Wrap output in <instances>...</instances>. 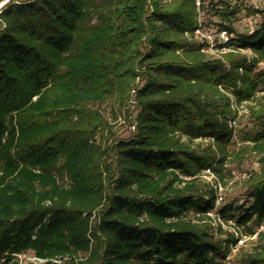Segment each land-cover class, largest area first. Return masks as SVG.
I'll return each mask as SVG.
<instances>
[{
    "label": "trees",
    "instance_id": "trees-1",
    "mask_svg": "<svg viewBox=\"0 0 264 264\" xmlns=\"http://www.w3.org/2000/svg\"><path fill=\"white\" fill-rule=\"evenodd\" d=\"M229 7L210 8L232 37L218 58L197 39L201 0L1 7L0 264L23 253L46 264H222L234 237L221 226L217 237L209 214L250 235L264 223V168L248 206L217 207L203 181L207 171L223 181L230 120L264 83V24L240 34ZM260 105L249 109L262 128L247 139L262 154ZM123 111L134 117L126 140L109 120ZM243 264H264V248Z\"/></svg>",
    "mask_w": 264,
    "mask_h": 264
},
{
    "label": "rangeland",
    "instance_id": "rangeland-1",
    "mask_svg": "<svg viewBox=\"0 0 264 264\" xmlns=\"http://www.w3.org/2000/svg\"><path fill=\"white\" fill-rule=\"evenodd\" d=\"M10 0H6L2 5L8 3ZM24 1V0H21ZM205 4L204 10H199V22L202 24L200 32L196 33L198 41H205L209 44L208 54L216 58L220 57L221 53L216 49H219L220 45H224L221 51H228L231 48L232 39L231 36H224L223 32H218V24L221 22L217 18L209 15L211 7L217 8V6L227 3L229 8H234L238 12V16L233 22V27L240 34L252 35L259 31L264 24V0H201ZM1 5V6H2ZM0 6V9H1ZM197 7H199L197 5ZM219 8V7H218ZM243 54L251 56L249 49L240 50ZM257 71L264 73V63H261L257 67ZM258 101L249 105L244 104L238 108V117L232 121L230 120L232 127L235 130V136L233 145L229 147L232 154V159L225 165L222 173L223 181L218 175H214L213 172L207 171L203 176V181L207 187L214 189L217 192V207L222 205L233 204L235 207L248 206L250 200L248 198L251 190L252 180L255 176L260 175L264 168V153L260 154L253 150V144L248 141L249 136H253L259 132L262 128L261 124L255 121L250 114L249 106L260 108V104L264 103V83L259 86L256 96ZM133 109L131 108V111ZM126 119V111H123L118 115V119L111 120L112 133L115 134V138L126 140L130 137L131 133L135 131V127L132 125V120ZM208 142H202V148H205ZM211 226L215 228L216 236L220 237L217 232V227L221 226L225 235L222 237L224 240L228 239V235L234 237V247L229 248L227 258L222 264H243V259L246 256L253 254L256 249L264 248V223L260 226L251 224L250 228L253 235H250L247 231L238 230L230 224L220 225L217 221V213L213 212ZM97 214L93 216V225L96 224ZM261 251V250H260ZM26 264L25 261H23ZM68 260L59 261L57 264H69Z\"/></svg>",
    "mask_w": 264,
    "mask_h": 264
},
{
    "label": "built area",
    "instance_id": "built-area-1",
    "mask_svg": "<svg viewBox=\"0 0 264 264\" xmlns=\"http://www.w3.org/2000/svg\"><path fill=\"white\" fill-rule=\"evenodd\" d=\"M197 5L200 6V0H197ZM223 35L226 36L227 33L223 32ZM218 204L219 203H218V200H217V205ZM212 215H213V213L209 214L210 217ZM217 221L219 222L220 225L224 226V223L222 222V220L219 218L218 215H217ZM229 224L231 225L232 229L234 230V228H233V227H235L234 224L232 222H230ZM236 235H237V232H236ZM230 247H231V251H232V248L234 247V244H231ZM16 257H17V259L19 260V262L21 264H24L23 261H25L26 264L27 263H30V264H46L47 263V261L38 259L34 255H32L30 253H23V254H20V255H16ZM53 262L57 264L59 262V260L58 261L56 260V261H53Z\"/></svg>",
    "mask_w": 264,
    "mask_h": 264
},
{
    "label": "water",
    "instance_id": "water-1",
    "mask_svg": "<svg viewBox=\"0 0 264 264\" xmlns=\"http://www.w3.org/2000/svg\"><path fill=\"white\" fill-rule=\"evenodd\" d=\"M3 6H4V4L1 7H3Z\"/></svg>",
    "mask_w": 264,
    "mask_h": 264
}]
</instances>
